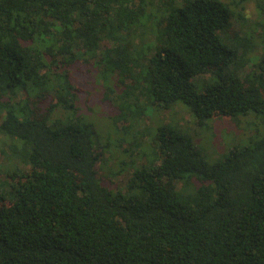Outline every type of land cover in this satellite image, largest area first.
Returning <instances> with one entry per match:
<instances>
[{
  "label": "trees",
  "instance_id": "16d2710c",
  "mask_svg": "<svg viewBox=\"0 0 264 264\" xmlns=\"http://www.w3.org/2000/svg\"><path fill=\"white\" fill-rule=\"evenodd\" d=\"M240 3L0 0V264H264V134L210 163L172 122L146 128L121 185L78 104L115 74L126 133L177 102L200 124L264 115V20Z\"/></svg>",
  "mask_w": 264,
  "mask_h": 264
},
{
  "label": "rangeland",
  "instance_id": "374dc122",
  "mask_svg": "<svg viewBox=\"0 0 264 264\" xmlns=\"http://www.w3.org/2000/svg\"><path fill=\"white\" fill-rule=\"evenodd\" d=\"M240 6L245 7L243 10L244 15L249 20H264V14L260 7L256 3L258 0H238ZM260 2H264L260 0ZM250 23V22H248ZM252 24V23H251ZM236 29L241 28L240 22H236ZM246 23L242 25L244 28ZM255 27H258L255 24ZM255 27L252 25V29ZM247 28V27H246ZM251 31V30H250ZM258 49V48H257ZM256 49V50H257ZM261 52V50H259ZM255 52L250 53L252 58L256 54ZM251 62L245 59L244 65L241 71H249ZM97 75V74H96ZM108 80L100 77L97 81L96 79H90L87 81V90L83 95V101H79L78 104L82 107L84 102L83 115L89 124L93 125L96 132L101 136L103 145L111 147L104 148L101 145L98 146V150H104V158L107 161V168H116L118 163L123 161L127 162V170L122 171L117 176H114L119 184L123 185L128 178L129 171H132L131 163L137 159V150L130 151L128 148L130 145L141 142V150L144 149V144L148 141L149 130H155L159 125L164 123L172 122L173 126L189 135L195 142L197 149L201 152L204 158L213 163L224 158V156L230 152L236 146H243L248 143L252 135H263L264 134V115L249 113L246 115H239L237 118H231L229 116H222L218 118H210L204 124L198 123L191 115L189 106L184 102H177L173 108L165 109L160 111L154 106H149L147 109V116L145 121L138 122L134 121L133 126L128 132L124 130V122L116 123L111 119V115L116 114L117 110L113 109L110 105L103 103V99L109 94L114 100L116 99V104L122 102L118 96L123 90V86H117L116 77L117 75L112 74ZM87 79V78H86ZM95 83V84H94ZM131 79H127L125 84H130ZM194 83L197 87L202 85V77L195 76ZM118 87V90H116ZM112 89L114 91H112ZM25 94H20L19 97H24ZM92 98L91 102L87 103L86 98ZM142 103H146V99L143 95L139 96ZM55 115L63 116L62 112H56ZM146 128H149L146 129ZM146 131L145 135L141 137L140 131ZM148 130V132H147ZM95 134L97 135V133ZM100 139V137H99ZM123 139V140H122ZM122 140V142H120ZM106 141L110 143L107 144ZM121 143V144H120ZM146 147V146H145ZM124 149L126 151H124ZM1 159V158H0ZM141 160L145 161V157ZM140 161V160H139ZM118 171V170H116ZM104 170L100 168L99 173H103ZM1 178L4 174L0 175Z\"/></svg>",
  "mask_w": 264,
  "mask_h": 264
}]
</instances>
